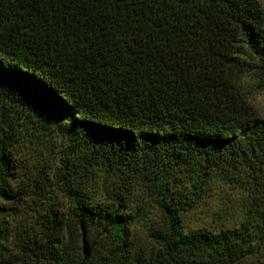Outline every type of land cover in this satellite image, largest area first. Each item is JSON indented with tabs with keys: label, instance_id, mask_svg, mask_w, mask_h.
Segmentation results:
<instances>
[{
	"label": "trees",
	"instance_id": "trees-1",
	"mask_svg": "<svg viewBox=\"0 0 264 264\" xmlns=\"http://www.w3.org/2000/svg\"><path fill=\"white\" fill-rule=\"evenodd\" d=\"M257 89L259 0H0V264H251ZM34 145L56 148L39 169L18 158ZM212 184L245 196L242 220L186 231ZM150 204L146 249L133 228Z\"/></svg>",
	"mask_w": 264,
	"mask_h": 264
},
{
	"label": "rangeland",
	"instance_id": "rangeland-1",
	"mask_svg": "<svg viewBox=\"0 0 264 264\" xmlns=\"http://www.w3.org/2000/svg\"><path fill=\"white\" fill-rule=\"evenodd\" d=\"M264 9V0H259ZM251 103L264 117V91L254 90L249 94ZM56 143V142H55ZM51 143V146L55 145ZM47 146V145H46ZM50 147V146H49ZM52 149V150H51ZM42 148L34 145L29 148L20 149L18 158L21 164H27L32 168H40L55 156L56 148ZM54 168V167H53ZM20 183L16 187L20 188ZM133 212L137 211L136 205H132ZM245 196L235 189L224 185L210 186L195 208L190 210L184 217L183 225L186 231L194 230H218L221 227H233L238 224L245 213ZM142 220L135 223L133 236L141 247L149 249L151 244L148 241L147 230L152 222L156 221L158 212L154 205L150 204L144 208ZM10 249V248H9ZM251 264H264V252L253 258Z\"/></svg>",
	"mask_w": 264,
	"mask_h": 264
},
{
	"label": "clouds",
	"instance_id": "clouds-1",
	"mask_svg": "<svg viewBox=\"0 0 264 264\" xmlns=\"http://www.w3.org/2000/svg\"><path fill=\"white\" fill-rule=\"evenodd\" d=\"M248 82H249L248 77H243V78H242V83H245V84H246V83H248Z\"/></svg>",
	"mask_w": 264,
	"mask_h": 264
}]
</instances>
